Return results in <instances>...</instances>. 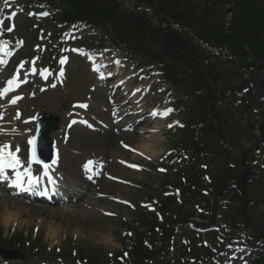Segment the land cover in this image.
<instances>
[{"label":"rangeland","instance_id":"rangeland-1","mask_svg":"<svg viewBox=\"0 0 264 264\" xmlns=\"http://www.w3.org/2000/svg\"><path fill=\"white\" fill-rule=\"evenodd\" d=\"M23 17L15 20L13 23L8 24L7 27L13 28L14 39L18 41L23 40L24 49L21 51L22 58H29L34 55L33 51L39 43V35L33 38L35 33L31 28H21V22ZM33 50V51H32ZM109 61L110 58L114 59L118 65L115 66V62L110 60L113 65L115 76L122 75L124 78L121 82H125L126 78L130 80L136 79L133 85L139 84L137 88L145 90L149 86H155V91L150 94V101L147 106L150 107H167V90L165 86L161 85L160 79L156 76V72L149 68H145L141 74H138L135 65L138 64L135 61H127L125 54L122 55L106 50L101 53H97L94 56L96 63H100L102 60ZM130 73L129 75H126ZM87 69L83 65L71 64L67 69V83L61 90H57L58 94L46 92L39 98L40 102L35 108V101L30 103V107L35 108L36 111L44 108L46 112L53 116H58L60 119V129L52 132L50 137L57 142V148L61 156L60 170H64L65 173L71 179L78 178L77 172L80 170V164H83L84 159H91L92 156L100 158L96 165H100L103 175L101 182H96L94 187L95 192L89 194L87 198L80 202L81 209L85 212L83 216L79 215L80 212L72 211V206L64 205L59 206L61 209H65L67 212H63L59 209L56 210L53 206H43L40 204H24L19 200L5 198L3 191H0V228L4 234H9L10 227L14 228L17 232L22 231L26 234L27 231L32 232L42 240L43 247L52 249L54 247L65 246L66 243H75L80 246L82 250L91 251V248H96L98 251H102L104 254H113L119 250L121 246V238L123 235L122 227L118 222L108 220L107 216L109 212L116 213L121 218L129 219L133 216L126 208L118 204H112L108 200L115 197V200H125L129 203H134L141 199L140 186L147 185L153 190L161 191V179L157 175V170L154 165L164 162L171 165V142L172 132H168L171 127L175 128L179 124L180 118H177L176 114H172L171 118L163 125L157 126L159 132L156 134L147 135L145 140H132V134L127 132H116L118 135L114 138V141L99 142L98 136L106 139V136L111 135L112 131L105 129L103 126H96L98 133H91L82 129L74 128V137L70 138L67 142L65 136L67 131L70 130V126L66 125L69 116L72 113L71 103L74 101L89 103V110L86 113L88 120L95 118L100 123L101 118L97 114L105 116L106 104L109 101V96L104 95V91L98 89L100 84L89 77ZM117 81L116 84H119ZM133 85L127 87L126 92L132 90ZM136 89V88H135ZM44 90L40 91L43 92ZM76 91V92H74ZM45 92V91H44ZM110 102V101H109ZM108 102V103H109ZM31 115L32 111H27ZM78 117V116H74ZM19 123H14L12 131L8 133V136L17 147H24L25 141L33 137L35 133V120L30 124L22 128L18 126ZM66 125V129H65ZM171 125V127H169ZM83 132L88 133L89 137H84ZM127 139L123 146L127 149H131V152L123 151L122 147L118 145L122 139ZM62 140H65V145L62 146ZM147 147V148H145ZM71 158V159H70ZM69 160L76 161L75 172H71L72 168L68 166ZM133 164L138 167V170H128L126 165ZM102 165V166H101ZM69 167V170L66 169ZM83 192V190H82ZM19 201V202H18ZM85 203V204H84ZM16 206H20L16 208ZM7 211L16 215V221L12 223H4L1 220V214ZM19 220L23 223L19 224ZM238 251V250H235ZM23 264V263H21ZM29 264V263H26ZM30 264H41V260L36 258L30 261ZM44 264H57L56 261H48ZM246 264V263H245Z\"/></svg>","mask_w":264,"mask_h":264},{"label":"trees","instance_id":"trees-1","mask_svg":"<svg viewBox=\"0 0 264 264\" xmlns=\"http://www.w3.org/2000/svg\"><path fill=\"white\" fill-rule=\"evenodd\" d=\"M159 10L164 14V16L175 18L179 20V16H177L173 8H170L169 5L173 4L174 0H159ZM253 10L257 12L259 15L255 17L254 20H251L250 26H252L253 23L259 22L257 25H253V28L255 30L262 29L264 32V28H262L261 23H264V12H262L257 8L253 7ZM108 19L111 20H119L122 21L128 28L132 30V32L141 39L147 35L151 34V31H158L157 29H154L151 25V23L146 18H141V20H127L124 21L122 17L119 19L116 18V16L110 14L109 10L107 11ZM246 16H239L237 20V27L239 29L247 23L246 20L248 18H245ZM167 22V21H164ZM122 23V25H124ZM159 29V35L157 39L155 40V45H158V51H152L151 57H159L164 58L163 62V74L168 82L170 83H180L188 86L190 90H196L200 95H195V98L198 100V103L202 104L201 107H199L197 110L200 111L199 116L203 119L201 123L204 125L202 128V136L203 139L199 142V144L203 145V147H206L209 149V151H214L217 156H224L226 159L229 157L227 152H224L222 148L219 146L218 141L219 139H224L225 136H230L233 138V135L229 134V132L225 130H219L216 127H212L209 124H207L206 116H214L216 114V109H212L210 112H207L209 108L206 105V102L210 101L212 99L211 93L219 92L221 88L216 87L215 83L213 82V79L216 78L217 80H220V77L224 79L227 78V72L224 71V68L219 65L216 62L211 61V58L206 53L199 49L198 47H194L190 40V38L184 34V33H178L176 31L171 30L170 28L163 29L160 31ZM240 33V32H236ZM121 34L125 38H129L127 35L121 31ZM264 37V36H263ZM129 44V43H128ZM220 44V43H215ZM230 44V43H229ZM258 47H255V50H259V53L264 54V48H262V41L257 43ZM256 46V44H254ZM139 50H142L141 45L136 46ZM233 45L229 48L232 49ZM233 52L240 54V60H244V52L241 49V46H235L233 47ZM147 55V54H146ZM148 56V55H147ZM207 61V62H206ZM220 66L221 68H219ZM220 119V117H219ZM191 137V143L193 145H198L194 143V136L190 135ZM199 139V137H198ZM220 152V153H218ZM249 158V153L242 151L239 154V158L236 160L239 164L237 169H224V172L226 173V177L229 176H235L238 177V181L241 184L245 183V175L249 172L246 161ZM226 178L220 177L219 174H217V179L215 181V185L218 188V191L221 189L223 182ZM260 225L264 226V217L261 219ZM146 223H148V220L146 216L140 215L139 221L136 220L135 222L131 224H124L129 228V230L132 232L131 234V240L133 244V241H135V249L142 251V244L146 240L145 234L140 233V228H144L146 226ZM153 223V221H152ZM95 254L93 251L91 254V257Z\"/></svg>","mask_w":264,"mask_h":264},{"label":"snow or ice","instance_id":"snow-or-ice-1","mask_svg":"<svg viewBox=\"0 0 264 264\" xmlns=\"http://www.w3.org/2000/svg\"><path fill=\"white\" fill-rule=\"evenodd\" d=\"M46 15V13H45ZM3 21H0V25H2ZM13 29L8 28L7 31L11 32ZM0 35H2V32H0ZM76 51V50H74ZM0 52H3L5 55H11L10 52L7 51V42L6 41H0ZM66 57L61 60V63L63 64L66 62ZM0 63H4V61L0 60ZM117 63H119L117 61ZM23 67V65H21ZM98 70V69H94ZM63 75V72L60 73ZM43 75V73H42ZM46 78V76H45ZM103 78V76L101 77ZM19 87V82L18 78H13L12 80H9L7 82V87L0 89V98H3L4 96L7 95L8 92L13 91L15 88ZM55 87V85H53ZM20 97H17L16 99H13L11 103L15 104L16 100L19 99ZM79 107L82 108H87V105H79ZM171 109L166 110L162 115L166 116ZM153 115H157V113H153ZM75 123V121L73 122ZM171 127V125H169ZM0 134H2V131H0ZM28 144L31 146L30 147V158H29V168H26L24 171V175L28 177V190H32L36 185L39 184L40 182V177H33L31 174V169L30 165L33 163L40 164L44 168V175H48V169L50 168V165L45 164L43 160L40 159V157L36 153V140L35 137L29 139ZM19 152V147L16 148V152H12L10 150V145L9 144H3L0 145V182L8 181L9 177L6 173V170L11 169L12 171L15 172V180H12L10 183H8V187H13L18 190H24V180L22 178L21 173L18 171L19 168L23 167L21 161L17 157L16 153ZM57 161L55 159L52 160V164H56ZM92 161H89L87 165H85L86 170H90V166L92 165ZM135 167V166H133ZM50 183H54L53 181L50 180ZM15 194V193H13Z\"/></svg>","mask_w":264,"mask_h":264},{"label":"bare ground","instance_id":"bare-ground-1","mask_svg":"<svg viewBox=\"0 0 264 264\" xmlns=\"http://www.w3.org/2000/svg\"><path fill=\"white\" fill-rule=\"evenodd\" d=\"M106 90H107V87L105 88ZM123 98V97H122ZM107 108H110V105H107L106 106ZM116 110V109H115ZM114 110V111H115ZM127 109H126V107H125V105H121L120 104V111H126ZM129 116H131L132 118H134V120H136V117L133 115V114H131V115H129ZM98 117H100V118H103V119H101V121L104 123V124H106V125H109L110 124V119L107 117V118H105V116H102V115H99ZM137 122V121H136ZM82 136H84V137H89L90 135L88 134V133H86V132H83V135ZM73 137H74V135H73ZM71 138H72V135H71ZM98 138V141L99 142H106L107 140L108 141H114V136L113 135H108V136H106V139L105 138H103V137H100V136H98L97 137ZM145 148H147V147H145ZM61 210V209H60ZM57 211H59V208L57 209ZM61 211H63V212H67L65 209H63V210H61ZM74 211L75 212H80L79 213V215H81V216H83L84 214H85V212L83 211V210H81V208H80V206L78 205V206H75V208H74ZM18 217V216H17ZM17 217H16V215H12V213H7V211H5V212H3L2 214H1V220H2V222H4V223H10L11 224V222H12V220L13 221H15L16 219H17ZM22 221L21 220H19V224L20 225H22Z\"/></svg>","mask_w":264,"mask_h":264}]
</instances>
